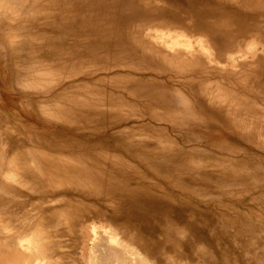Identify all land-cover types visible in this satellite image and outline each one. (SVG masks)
Instances as JSON below:
<instances>
[{
    "label": "bare ground",
    "instance_id": "bare-ground-1",
    "mask_svg": "<svg viewBox=\"0 0 264 264\" xmlns=\"http://www.w3.org/2000/svg\"><path fill=\"white\" fill-rule=\"evenodd\" d=\"M138 1L36 0L29 21H12L17 25L14 31L19 34L16 35H30L25 43L12 35L17 39L13 44L15 64L21 65L19 53L25 44L35 59L48 66L25 72L20 67L16 69L17 87L18 78L21 80L26 73L37 76L38 81L34 82L42 85L41 76L55 70L57 80L44 83L53 89L63 80L80 76L91 78L93 70L116 71L117 74L110 78L60 85L55 89L53 102L43 106V111L51 112L73 132L84 135H96L117 127L109 138L118 145L105 144L104 140L92 141L94 136L49 139V142L63 140L82 147L74 151H65L56 143H50L48 148L40 135L33 136L34 141L27 139L19 143L12 125L8 126L0 114V141L8 148L4 150L7 154L3 151L1 155L2 158L6 154L3 158L6 160L0 178L20 182L30 191L27 199H20L23 191L7 184L0 188V227L9 229L17 218L22 219L16 225L23 231L19 233V246L8 247V251L4 249L7 264H52L53 260L43 257L47 227L64 223L72 228L83 220L109 225V231L101 229L100 233L97 234V230L95 233L99 246L93 250L96 256L92 261L98 264H152L154 258L161 263L165 256L171 257L173 262L183 257L193 264L196 255L205 259L207 254L219 258L221 264H231L230 249H218L216 242L241 245L252 254L256 264L264 259V247L260 249L262 256L259 258L258 248L250 246L258 240L253 234L258 225L243 218L237 211L239 205L198 198L218 193L212 189L214 179L235 183L237 180H264V173L252 174L250 170L252 161L264 165L262 152L254 154L245 147L248 144L243 139L254 142L252 135L243 139L235 136L231 153L218 155L184 145L187 142L183 143L180 134L170 136L168 129L159 122V125L153 122L134 126L123 124L126 116L122 110L125 109L139 113L160 107L164 115L171 113L168 115L171 122L182 119L188 125L196 122L198 115L184 96L176 98L170 94L175 87L171 89L144 74L148 68L143 67V63L150 64V56L148 58L143 49L144 38L125 35L124 30L140 11ZM92 96L97 98L94 100ZM153 120L156 119L153 117ZM185 124L178 129L187 127ZM174 160L180 166L165 165ZM183 193H189L190 197H184ZM230 227L235 229L234 233L229 231ZM248 234L252 236L243 241ZM38 235L41 237L36 240ZM24 243L26 250H23Z\"/></svg>",
    "mask_w": 264,
    "mask_h": 264
},
{
    "label": "rangeland",
    "instance_id": "rangeland-1",
    "mask_svg": "<svg viewBox=\"0 0 264 264\" xmlns=\"http://www.w3.org/2000/svg\"><path fill=\"white\" fill-rule=\"evenodd\" d=\"M201 1L139 0L137 5H141V7L139 6L140 11L124 27L125 35H140L141 38H144L146 47L144 46L143 49H145L146 56L148 58L150 56V64L149 62L143 63V67L148 68L144 74H149L163 84L169 85L168 87L171 89L175 87L170 94L176 98L184 96L183 98L195 107L198 121L190 125L185 124L187 127L180 130L178 126L182 127L181 122H178V125L174 124L175 122H171L169 118L171 113H168L169 116L164 115L163 110L156 107L151 112L131 113L129 109L122 110L126 116L123 124H130V126L152 122L156 125L160 124L168 129L167 132L170 136L176 137L180 134L184 137L189 147L196 145L218 155L231 153L235 147L233 142L235 136L243 139L250 134L254 142H246V139H243L245 144H248L243 147H248L254 154L262 152L264 155V0ZM35 5L36 0H0V32L5 33L0 35V58H2L0 59V114L7 121L8 126L12 125L15 130L13 135L18 137L19 143L20 140L27 142V139L34 141L33 136L40 135L41 138L43 136V143L48 148H50V143H56L65 151H74L82 147L77 146V143L67 144L63 140L49 142V139L64 138L66 140L71 137L72 139L77 138V136L83 139L94 136L91 138L92 141L95 139L104 140L105 144L109 142L112 146L118 145L117 142L109 138V134L114 133L117 127L96 135H84L78 131L73 132L69 125L57 119L51 112L43 111V106L53 102L55 89L60 85L64 87L73 82L94 81L96 78H105V76L110 78L117 74L116 71L97 72L93 70L94 74L91 78L85 79L84 76H80L63 80L53 89H49L50 84L44 83L47 80H57L58 74L55 70L50 71L49 75L44 73L41 76L44 85L34 82L38 81L37 76L34 77L33 74L26 73L22 75L23 79L18 78L19 85L16 86L15 72L19 67L22 72L48 67L41 60L35 59V55L30 53L25 44L19 53L20 60H22L20 61L21 65L15 64V45L13 46V44L17 39L12 35H16L17 31H14V27L17 25L12 21L13 19L14 21H27L32 15V11H35ZM222 12L223 14H221ZM5 35H7L6 38ZM16 37L20 40L22 38L25 43L30 35L21 34ZM246 77L247 79H245ZM96 98L92 96V99ZM153 117L156 120H153ZM158 122L159 124H157ZM73 140L71 141L74 142ZM7 149L6 144L0 141V172L4 169L6 158H3L7 154L4 150ZM3 151L6 154L1 158V155H4ZM22 165L21 162L17 169L20 170ZM0 181L23 191L24 196L21 195L19 198L27 199V192L30 191L23 188L24 185L22 186L20 182L1 178ZM170 181L172 180L170 179ZM182 195L188 198V193ZM259 195L261 196L258 193H251L245 197L239 195H224L223 197L236 204L240 201L238 205L245 207L244 211H247L248 207L256 209L253 217L251 214L248 217L250 216V220L256 224H261L259 235L264 241V224L261 218V215L264 216V212L261 203L258 202ZM21 222L20 217L16 219V223ZM108 226L106 223L102 224L94 220L80 221L72 228L64 223L52 224L47 227V237L44 242L45 251L54 261L52 264H98V261H92L96 256L93 250L99 246L95 233L96 230L97 234L100 233L101 229L109 231ZM234 231V228L230 229L231 233ZM11 235H13V231L8 228L0 229V264H7L4 262L7 257L5 250L8 251L9 245L15 248L19 246V241L10 242ZM40 237L41 235L36 236V240ZM12 238L15 237L12 236ZM246 240H248V236L245 235L243 241ZM216 247L230 249L231 264H256L252 254L248 250L245 251L239 244L228 246L227 243L216 242ZM23 250H26L25 243ZM32 251H35L34 247ZM256 252L260 258L262 250L258 248ZM204 257L205 259L196 255L193 264H221V260L214 255L207 254ZM151 261L152 264H189L183 257H180L178 262H173L169 256L163 257L161 263L157 261V258Z\"/></svg>",
    "mask_w": 264,
    "mask_h": 264
},
{
    "label": "crops",
    "instance_id": "crops-1",
    "mask_svg": "<svg viewBox=\"0 0 264 264\" xmlns=\"http://www.w3.org/2000/svg\"><path fill=\"white\" fill-rule=\"evenodd\" d=\"M195 121H198V119H195ZM174 122H175L174 124H177V125H178V122H181L182 125L185 124V121L182 120V119H180V120L176 119V121H174ZM178 133H179V131H178ZM182 140H183V143H185L187 141L184 137H182ZM184 145H188V144H184ZM190 148H200V147H198L196 145H193ZM165 165H168L170 167H174V166H177V165L180 166V163L176 162L174 160L172 162H167V163L165 162ZM250 166H251L250 170H251L252 174L253 173L254 174H256V173H260V174L264 173V165H262L260 162L252 161ZM184 167H186V166L184 165ZM211 182L215 183V186L212 189L217 191L218 193L216 195L215 194H209V195H207V196H205L203 198H200V197L197 196L199 199H201L203 201L210 200V201H216V202L222 200V201H224V203H231V201H227V199H225L223 196L224 195H228V196H231V195L232 196H238L239 195L240 197H245L247 195H251V193L252 194L258 193V194H261V196L259 195L260 199H258V202L261 203V206H262V209H263V212H264V204H263V201H264V180H262L260 182H253V181L243 182V181L237 180L236 183H235V182H226L222 178V179H218V180L214 179ZM4 186H7V185L4 184L3 182H0V188H3ZM228 190H231V191H234V192H232V194H231V192L230 193L227 192ZM189 197H190V194L188 193V198ZM239 202L240 201H238V204H239ZM238 204H236V205H238ZM243 208H245V207L240 206V209L237 210V211L241 212V214L243 215V218L244 217L247 218L249 214H251L252 217H253V214L256 213V209H254V208H252L251 211H250V209H251L250 207L247 208L248 209L247 211H244ZM230 210H232V209L230 208ZM230 215L233 216L231 213H230ZM263 215H264V213H263ZM4 216H5V214H4ZM5 218H7V217H5ZM261 218H262V215H261ZM262 219H263V222H264V216H263ZM245 220H248L247 222H249V221L253 222L252 220H250V216L247 219H245ZM16 225H18V223H15V225H11L12 227L9 228L10 231H13V235H11L10 242H12L13 240L18 241L19 240V233H22L21 229L18 228V226H16ZM257 225H258V227L256 228L257 231L255 233L253 232V234H256L258 240L254 244H251L250 246L261 249L262 247H264V243H263L264 241L261 239L262 237H260V235H259V230H260V225L261 224H257ZM46 227L47 226H45V229H46ZM231 228H233V227H230L229 231H230ZM0 229L4 230L1 227H0ZM12 236H14L15 238H12ZM251 236L252 235L248 234V239ZM46 237L47 236L45 235V237L43 238V245H42L43 249H44L43 250V257L45 259L51 260V258H49V256L47 255L48 253L45 251L46 248H44L46 246L45 243H44ZM261 243H262V245H260ZM9 247H11V245ZM257 263L258 264H264V259L262 261L257 262Z\"/></svg>",
    "mask_w": 264,
    "mask_h": 264
}]
</instances>
